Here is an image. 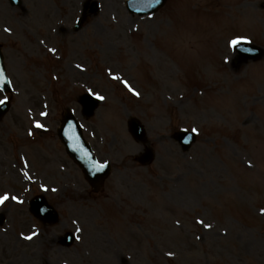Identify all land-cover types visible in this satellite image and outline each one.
Masks as SVG:
<instances>
[{"label": "rangeland", "instance_id": "obj_1", "mask_svg": "<svg viewBox=\"0 0 264 264\" xmlns=\"http://www.w3.org/2000/svg\"><path fill=\"white\" fill-rule=\"evenodd\" d=\"M81 1L0 0L15 86L0 120V194L22 201L0 207V264H264V55L243 63L229 47L243 36L264 48V0H168L142 18L99 0L74 31ZM86 90L104 97L89 120ZM67 107L113 165L97 194L57 137ZM130 114L156 152L149 166L134 158L143 147ZM180 128L197 130L189 151L172 137ZM38 192L59 210L56 225L29 212Z\"/></svg>", "mask_w": 264, "mask_h": 264}, {"label": "water", "instance_id": "obj_2", "mask_svg": "<svg viewBox=\"0 0 264 264\" xmlns=\"http://www.w3.org/2000/svg\"><path fill=\"white\" fill-rule=\"evenodd\" d=\"M159 0H153L150 1L149 5L154 6L158 4ZM158 2V3H157ZM257 50H254L253 53L250 56H246V59L249 57H252L254 59H257L261 56V51H259V48H256ZM0 58L3 60V57L0 56ZM0 73L2 74V77L4 76L3 67L1 65L0 67ZM4 81V78H3ZM84 103H89L86 109L87 115H91L94 111V109L98 105V101L95 99H92V97L84 96L83 98ZM130 130L134 133V135L138 139L144 138V129L143 126L139 124V122L132 118L130 120ZM59 136L67 146L68 151L70 154L75 158L77 162H79L80 166L83 168L85 172L86 178L92 183L94 186H98L99 184L103 183L104 179L107 177L109 173V167L104 166L100 167L94 160V157L92 155V152L90 148L87 147V144H85L82 141L81 133H80V127L76 123V120H74L71 113H66L62 127L59 129ZM185 137V135H184ZM177 139L183 138V134H177ZM86 145V146H85ZM81 146V149H80ZM149 156H146L144 160H148ZM34 208L42 209L40 212H36ZM31 210L37 214L38 217H42L44 220L49 221V223L53 224L58 221V214L57 212L47 203V201L43 197L35 198L32 202ZM3 219V216L0 215V221ZM68 241L65 242V244L70 245L73 240V236L71 234H68L67 236ZM66 239V238H65Z\"/></svg>", "mask_w": 264, "mask_h": 264}, {"label": "snow or ice", "instance_id": "obj_3", "mask_svg": "<svg viewBox=\"0 0 264 264\" xmlns=\"http://www.w3.org/2000/svg\"><path fill=\"white\" fill-rule=\"evenodd\" d=\"M5 31H11V30L10 29H5ZM247 39H248L247 37L238 36V37H236V38H234V39H232L230 41V45L232 47H237L238 45H240L243 41H246ZM51 51L54 52L56 50L55 49H51ZM114 78L115 79H118L119 77H114ZM5 83H6V81H5ZM124 83H125V85H128V82L127 81H124ZM130 90L135 91L134 89H130ZM95 95H97L98 98L101 99V100L104 99V97L103 96H99V94H95ZM135 95L139 96L140 93L139 92H135ZM4 102H5L4 100H0V104H3ZM41 115H46V113H41ZM36 127L43 128L44 125L41 124L39 121H37L36 122ZM193 131H197V130L196 129H193ZM29 134L31 135V133H29ZM100 167H104V165H100ZM45 190H47V189L45 188ZM53 191H55V189H53ZM9 198H11L12 200L17 201L18 203H22V201L18 197H16V196H11L10 197L8 193H4L3 195H0V205H3L5 203V201L9 200ZM200 223H203V221H200ZM207 226L208 227H211V225H207ZM34 235H36V233H32V235L27 236L26 239H29L30 240V239H32V237ZM169 255H172V253H169Z\"/></svg>", "mask_w": 264, "mask_h": 264}]
</instances>
